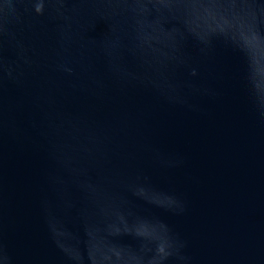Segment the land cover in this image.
Returning <instances> with one entry per match:
<instances>
[{"label": "water", "instance_id": "water-1", "mask_svg": "<svg viewBox=\"0 0 264 264\" xmlns=\"http://www.w3.org/2000/svg\"><path fill=\"white\" fill-rule=\"evenodd\" d=\"M0 264H264V0H0Z\"/></svg>", "mask_w": 264, "mask_h": 264}]
</instances>
